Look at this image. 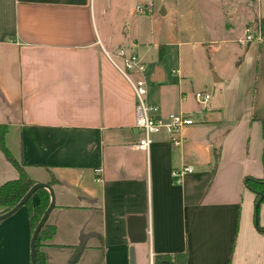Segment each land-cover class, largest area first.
<instances>
[{
    "label": "crops",
    "instance_id": "crops-1",
    "mask_svg": "<svg viewBox=\"0 0 264 264\" xmlns=\"http://www.w3.org/2000/svg\"><path fill=\"white\" fill-rule=\"evenodd\" d=\"M148 2L154 0H0L4 143L33 182L54 179L46 223L55 232L41 242L45 262L71 264L82 248L73 264H129L132 247L135 264L183 252L186 264H264V233L253 225L254 194L244 184L264 176V36L237 39L243 59L202 106L181 58L171 74L160 62L147 64L148 48L124 28L139 26L135 7ZM168 13L164 5L149 17ZM253 19L245 17L244 26ZM119 47L145 63L148 99L163 118L182 112L193 120L178 147L160 132L148 152L134 148L141 132L133 93L104 55ZM253 59L248 86L242 67ZM228 84L236 85L231 103ZM183 166L192 172L176 183L171 172ZM17 178L0 151V186ZM259 222L264 227V217ZM144 223L146 240L131 244L129 229ZM30 237L22 206L0 221V264H30Z\"/></svg>",
    "mask_w": 264,
    "mask_h": 264
},
{
    "label": "rangeland",
    "instance_id": "rangeland-1",
    "mask_svg": "<svg viewBox=\"0 0 264 264\" xmlns=\"http://www.w3.org/2000/svg\"><path fill=\"white\" fill-rule=\"evenodd\" d=\"M151 4L153 5L151 13L139 15L135 12L139 26H124L143 41L144 48H148L145 62L149 65L160 62L165 72L171 74L177 57H180L184 73L190 76L187 80H191L196 91L206 92L210 96H214L225 86L223 79L229 83L234 74L231 65L234 67L235 62H239L238 57L243 59V55L238 56L235 52L241 49L237 39L243 37L245 28L253 29L252 40L257 35L264 36L260 29L264 17L256 16L259 9L264 16L262 1L258 3L256 0H154ZM164 5L169 8V13L163 16L155 15L150 19L149 16ZM249 16H254V19L244 26V18ZM112 28L121 30L122 26ZM155 42L163 44L164 49L153 47ZM254 62V59L250 60L247 68L245 65L242 67L243 83L246 81L248 86L252 85ZM215 78H220L221 81H215ZM203 83H208V86L203 87ZM235 86L226 85L227 96L230 94L228 103L233 102L231 97ZM263 217L264 202L258 209L259 227H261L259 219ZM253 225L255 226L254 221Z\"/></svg>",
    "mask_w": 264,
    "mask_h": 264
},
{
    "label": "built area",
    "instance_id": "built-area-1",
    "mask_svg": "<svg viewBox=\"0 0 264 264\" xmlns=\"http://www.w3.org/2000/svg\"><path fill=\"white\" fill-rule=\"evenodd\" d=\"M153 9L151 3L140 4L135 7L137 14H149ZM256 37L260 38V35ZM253 38V29L246 27L241 44L251 41ZM105 57L122 76L130 87L134 97V126L141 132V138L134 145L137 150L148 152L150 138L152 135L164 132L172 147H178L182 138L180 133L185 127L193 125V120L187 113H171L163 118L159 113V108L148 99L149 80L146 76V66L138 54L124 47H119L114 51H104ZM194 100L197 104L205 106L210 95L206 92H198L194 94ZM99 170L96 171L98 173ZM192 172V168L183 166L178 170L171 172V177L178 183L182 176ZM149 264L152 258H149Z\"/></svg>",
    "mask_w": 264,
    "mask_h": 264
},
{
    "label": "trees",
    "instance_id": "trees-1",
    "mask_svg": "<svg viewBox=\"0 0 264 264\" xmlns=\"http://www.w3.org/2000/svg\"><path fill=\"white\" fill-rule=\"evenodd\" d=\"M261 33L264 35V20L261 23ZM263 37V36H262ZM161 49V48H160ZM162 50V49H161ZM161 54V53H160ZM6 133V127L0 126V151L4 158L17 170L18 178L16 180L7 181L0 186V206L3 208L2 213L13 208L24 194L34 185L33 182L25 173L23 168L13 159L10 152L5 146L4 136ZM264 137V133H263ZM213 170L217 163L218 156L216 153L212 154ZM263 167H264V153H263ZM54 179L51 178L48 185L52 186ZM245 186L254 194V220L256 228L259 232L264 233V227L257 225L258 209L261 203L264 202V176L263 178H251L247 177L244 180ZM36 197V202H32V197L24 204L27 213V220L30 229V236L39 222L44 211L49 204V193L44 188H37L33 195ZM55 232L53 226L48 225L46 222L40 228L36 242H35V264H47L44 259V255L41 252V242L50 239ZM153 264H186V253H174V254H160L153 257Z\"/></svg>",
    "mask_w": 264,
    "mask_h": 264
},
{
    "label": "water",
    "instance_id": "water-1",
    "mask_svg": "<svg viewBox=\"0 0 264 264\" xmlns=\"http://www.w3.org/2000/svg\"><path fill=\"white\" fill-rule=\"evenodd\" d=\"M37 188H44L48 191L49 193V204L46 210L44 211L43 215L41 216L39 222L35 226L32 235L30 237V244H29V260L30 264H35V242L36 238L38 235V232L40 228L43 226V224L47 221V217L51 210L53 209L54 206V196H53V191L50 185L45 184V183H36L34 184L25 194L24 196L20 199V201L10 210L0 214V221L10 217L13 215L17 210H19L24 204L29 200L30 197H32L34 191ZM129 220H134V218H130ZM129 224V223H128ZM129 228L130 225H129ZM145 228L146 224L144 223L143 225L139 226L137 230H133V232L129 229V239L131 244H136V243H142L146 240V234H145ZM82 248H79L75 256L73 257L71 264L75 262V260L78 258ZM129 264H135L134 263V253H133V248L131 247L129 249Z\"/></svg>",
    "mask_w": 264,
    "mask_h": 264
}]
</instances>
